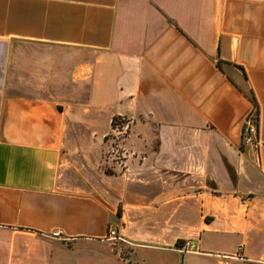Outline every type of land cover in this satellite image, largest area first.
<instances>
[{"label": "crops", "instance_id": "crops-1", "mask_svg": "<svg viewBox=\"0 0 264 264\" xmlns=\"http://www.w3.org/2000/svg\"><path fill=\"white\" fill-rule=\"evenodd\" d=\"M186 256L264 264V0H0V264Z\"/></svg>", "mask_w": 264, "mask_h": 264}, {"label": "rangeland", "instance_id": "rangeland-1", "mask_svg": "<svg viewBox=\"0 0 264 264\" xmlns=\"http://www.w3.org/2000/svg\"><path fill=\"white\" fill-rule=\"evenodd\" d=\"M68 96V95H67ZM70 97V96H69ZM80 103H84V95L80 94ZM115 120L113 121V126L111 129H113L115 132H117V130H121L123 127H125V122L122 121L120 118H114ZM115 137H121L118 136V134H112L110 133L109 135L105 136L104 140L108 143V147L106 151H104L103 153H101L100 155V159L98 160L96 169L93 170V173L98 175V174H106V175H113V174H117V173H123L124 170L126 169V167L124 166L123 163V151L121 150V148L118 147V140L120 139H116ZM240 147L244 148V146L242 145V143H240ZM82 172V169H81ZM114 231V229H112ZM116 232V231H115ZM121 238V237H120ZM192 238L188 239L187 241H191L192 242ZM112 242L117 244V253L120 259H122L123 261H126L129 257V251L125 248L126 245L124 244L123 240H111ZM186 242V241H185ZM181 243L178 248H179L185 243ZM189 256H186L184 263L182 262V260H178L179 262L177 264H188L189 263ZM192 264L194 263V260H192L191 262ZM128 264H130V261L128 262ZM137 264V263H134Z\"/></svg>", "mask_w": 264, "mask_h": 264}, {"label": "built area", "instance_id": "built-area-1", "mask_svg": "<svg viewBox=\"0 0 264 264\" xmlns=\"http://www.w3.org/2000/svg\"><path fill=\"white\" fill-rule=\"evenodd\" d=\"M127 126L123 128L126 130ZM258 116L256 108H253L249 114L244 118L241 131L240 138L241 143L244 147H250L253 149H257L258 146ZM52 239H59L60 235L57 232H53L49 235ZM107 238L109 240H121L120 236L113 230H109L107 234ZM194 248V245L191 241H186L180 248L179 251L181 253H188ZM241 251V247L237 248V253Z\"/></svg>", "mask_w": 264, "mask_h": 264}, {"label": "trees", "instance_id": "trees-1", "mask_svg": "<svg viewBox=\"0 0 264 264\" xmlns=\"http://www.w3.org/2000/svg\"><path fill=\"white\" fill-rule=\"evenodd\" d=\"M250 97H251V100L253 101V97L250 95ZM115 119H112V122H111V127L113 126V121H114Z\"/></svg>", "mask_w": 264, "mask_h": 264}]
</instances>
